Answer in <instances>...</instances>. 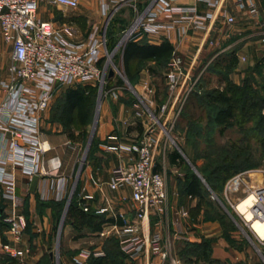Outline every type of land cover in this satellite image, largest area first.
Wrapping results in <instances>:
<instances>
[{
    "label": "crops",
    "instance_id": "crops-1",
    "mask_svg": "<svg viewBox=\"0 0 264 264\" xmlns=\"http://www.w3.org/2000/svg\"><path fill=\"white\" fill-rule=\"evenodd\" d=\"M152 1L119 0L115 5L120 8L128 4L133 19L131 22L134 23ZM108 3L114 5V2L107 0H80L78 7L74 9L41 4L38 14L58 28L69 27L71 30L67 38L77 42L85 39L92 27H98L100 34L106 35L103 28L108 15L104 7ZM174 3L181 6L194 5L200 13L215 11V17L209 22L207 29L189 31L181 39L168 40L174 46V54L185 57L187 69L207 64H222L226 68L230 66L231 70H239L242 74L253 66L263 69L260 61L264 56V0H257L261 12L259 20L250 18L246 9L238 6L235 0H221L220 6L235 18L230 25L219 13V8L208 7L201 0H176ZM49 7H56L63 12V16L55 14ZM142 39L143 37L136 41ZM160 42L162 41L150 43ZM12 63L11 45L3 39L0 30V114L5 111L1 104L4 91L2 87L12 77ZM135 63L136 61H132L130 66ZM168 63L163 71L165 79ZM143 64L132 75L137 73L134 85L142 94V97L137 95V101L126 96L120 87L104 88L90 142L92 131L88 129L91 121L85 135H81L80 127H73L71 131L65 129L57 119L58 108L50 114L48 109L58 87L53 91L51 105L37 113L34 141H19L24 153H18L22 155L23 162L17 164L14 160H7L4 169V174L14 180V195L17 200L14 202L0 197V264H60L70 261L82 251H88L89 257L103 255L105 243L111 239L118 240V237L113 234L101 236L100 231L114 224L121 225L123 218L137 221L140 233L145 238L158 231L161 246L167 254L166 257L155 255L149 249L148 254L138 260L128 258V264H172V259L177 264H183L190 258L198 261L196 264L199 261L206 264H252L256 260L253 255L247 254L248 248L242 245L239 247L233 235L223 234L219 223L203 220L204 210L200 199L185 193L187 174L181 173L171 160L168 162L173 166L170 169L172 174L167 172L164 161L161 166L154 165V169L163 173L166 178V206L161 211L148 210L142 220L136 219L138 206L131 198L130 188L125 185L111 189L108 186L115 168L131 165L135 161L136 155L131 149L151 118L148 113L139 112L138 103L154 112L151 109L156 102L151 94L156 77L153 68L161 64L152 60H145ZM91 82H78L67 88L78 84H92ZM168 98L169 96L167 100ZM28 130L32 132L31 129ZM87 132H90L88 144L84 155L79 157L78 146L85 140ZM9 137L8 134V139ZM7 156L5 150L0 153L2 159L6 160ZM32 161L37 164L38 169L29 173L27 165ZM73 201L83 212L93 216L92 223L103 221L99 230H93L85 222L78 227L74 226L73 219L67 217ZM14 211L25 219L18 241L13 239L4 220ZM56 229L62 231L61 250L58 248V237L54 241ZM6 244L13 249H21L23 254L14 255L4 247ZM89 257L84 264L88 263Z\"/></svg>",
    "mask_w": 264,
    "mask_h": 264
},
{
    "label": "built area",
    "instance_id": "built-area-1",
    "mask_svg": "<svg viewBox=\"0 0 264 264\" xmlns=\"http://www.w3.org/2000/svg\"><path fill=\"white\" fill-rule=\"evenodd\" d=\"M118 1L111 3L115 5ZM175 1L153 0L142 15L123 31L122 38L128 41L143 37L149 42L171 38L181 39L189 31L198 32L207 29L209 22L215 17V11L200 13L194 5L181 6L175 4ZM201 1L208 7L219 8V13L224 16L228 25L235 21L234 16L220 6L221 0ZM79 2L80 0H0V30L3 39L11 45L13 58L10 67L12 77L2 87L4 91L1 104L5 111L0 114V153L5 150L8 155L6 160L0 158V197L2 198L11 199L14 202L17 200L14 195L13 178L4 174L7 160H14L17 164L23 162L22 155L18 153L19 151L24 153L19 141H34L33 132L37 123V113L51 105L55 88L78 82L96 80L102 81L103 84L106 82L105 66L111 55L105 45L106 37L100 34L98 27H92L85 39L75 42L67 38L71 30L69 27L58 28L53 22L40 18L38 14L41 4L74 9L78 7ZM235 2L246 9L250 18L260 19L261 12L257 0H235ZM104 58L106 62L103 65ZM185 70L187 68L182 57L174 54L168 63L166 73V82L171 89L168 102L179 99L184 84L190 79L188 70ZM109 92L116 95L115 92ZM187 94L186 89L183 99ZM167 109L168 105L162 104L158 116H164ZM139 112H146L151 118L157 120V116L148 108L139 107ZM28 129L32 132L30 133ZM160 136L161 130L158 125L154 122L147 125L138 142L131 149L136 155L135 161L131 165L115 168L108 181L111 189H118L125 185L130 188L131 198L138 206L136 219L139 220L145 217L148 210L161 211L166 206L165 176L154 169L155 151ZM27 168L29 173L38 169L33 161L27 165ZM251 173L263 174L264 178V164L260 169L241 171L233 175L225 182V193L238 190L244 179L246 180V176H250ZM250 189L254 194L253 202L247 206V210L251 213L250 219L262 220L264 218V179L251 185ZM84 209L87 208L84 207ZM4 220L8 224L13 239L20 240L25 226L23 215L14 211ZM111 234L118 237L122 251L131 260H138L147 255L149 249L155 255L167 256L161 246L159 232L156 231L145 238L140 233L139 223L135 220L123 218L121 225H111L99 233L101 236ZM260 240H264V237H260ZM4 247L14 255L23 254L21 249H13L9 244ZM89 255L88 251H82L70 261L60 264H84ZM171 263L177 264L174 259Z\"/></svg>",
    "mask_w": 264,
    "mask_h": 264
},
{
    "label": "rangeland",
    "instance_id": "rangeland-1",
    "mask_svg": "<svg viewBox=\"0 0 264 264\" xmlns=\"http://www.w3.org/2000/svg\"><path fill=\"white\" fill-rule=\"evenodd\" d=\"M107 1L114 2L116 0ZM49 8L55 14L63 16V12L57 10L56 7ZM130 9L128 4L120 8L109 4L105 8L108 16L103 29L106 33L105 45L111 56L105 66L104 79L106 82L104 84L97 80L91 82L96 91L88 131H92V126L96 123L95 116L98 114L104 88L120 87L126 96L135 101L138 99L137 95L141 93L139 88L134 85L137 73L132 75L144 64H133L130 73L124 66L122 58V48L127 42L125 38H122V30L133 24ZM180 56L185 65L187 62L185 57L182 54ZM105 62L106 58L102 64L104 65ZM260 64L263 66L262 70L253 66L252 69L244 71V74L234 69L227 71L222 64H216V68L207 64L199 68L187 69L190 79L184 84L179 99L173 102L167 101L171 89L163 74L165 65L157 66L158 69L153 68L156 77L153 80L154 91L151 94L156 102L151 109L157 116V120L149 118L148 123L150 125L154 122L161 130L159 144L155 151V165L161 166L164 161L167 172L170 173V169L173 168L172 164L168 162L170 155L172 153L178 155L175 167L181 173H193L202 180L205 190V198L201 201L204 210L203 220L205 222L216 221L220 224L223 234L233 235L234 240L238 241L239 247L242 245V247L248 248L247 254L253 255L257 261L252 264H264V240H260V237L253 231L251 227L253 219L245 217L246 213H240L236 206L253 193L250 186L262 181L263 174L251 173L250 176H246V180L244 179L238 190L228 193L224 191V181L238 172L260 169L264 164V56L261 58ZM229 87L233 89L234 111L237 116L232 125L219 126L213 120L219 105L214 102L209 103L206 95L226 92ZM66 89V85H60L54 92L52 105L48 109L50 114H53L61 104ZM186 89L188 94L183 99ZM252 95L253 99L250 98ZM248 99L256 102V108L251 107ZM162 104H167L168 109L165 115L160 117L158 116L159 108ZM138 105L144 109L148 108L140 103ZM89 133L87 132L85 140L78 146L79 157L84 155ZM58 229L55 231L54 241L56 242L58 237V248L61 250L62 231ZM105 246L111 247L113 243L106 242ZM197 262L190 258L183 264H196ZM199 262V264H206Z\"/></svg>",
    "mask_w": 264,
    "mask_h": 264
},
{
    "label": "trees",
    "instance_id": "trees-1",
    "mask_svg": "<svg viewBox=\"0 0 264 264\" xmlns=\"http://www.w3.org/2000/svg\"><path fill=\"white\" fill-rule=\"evenodd\" d=\"M174 53V46L168 40L154 44L150 43L146 38H143L142 41L129 39L122 48L123 62L130 73L132 61H136V63L142 65L143 61L152 60L166 65ZM213 67L216 68L217 66L214 65ZM223 68L227 71L231 69L230 66L228 68L223 66ZM95 91V86L87 83L78 84L75 87H68L66 89L61 104L57 107V119L62 122L66 130L71 131L73 127H80L81 135H85L87 125L92 117ZM232 93L233 89L229 87L226 92L206 95L209 103L214 102L219 105L213 117L216 125L227 126L232 125L234 122L237 115L234 111V97ZM250 98L253 99L254 96L252 95ZM251 99H248L249 104L252 108H256V102ZM176 158H178L176 153L170 155L171 162L175 163ZM184 190L188 195L197 196L200 201H203L205 198L202 180L193 173L187 174ZM67 217L73 219L75 227L85 222L87 225L90 224L92 229L96 231L100 229V224L103 222L100 220L98 223L95 222L96 224L92 223L93 216L88 212H83L75 201L70 204ZM107 242H112L113 246L106 247V245L103 255H91L87 264H128L126 261L128 256L122 251L118 240L111 239Z\"/></svg>",
    "mask_w": 264,
    "mask_h": 264
},
{
    "label": "bare ground",
    "instance_id": "bare-ground-1",
    "mask_svg": "<svg viewBox=\"0 0 264 264\" xmlns=\"http://www.w3.org/2000/svg\"><path fill=\"white\" fill-rule=\"evenodd\" d=\"M253 199L254 194L251 193L245 199L241 200L236 206L237 210L240 213H246L245 217H248V219L251 218V213L247 210V206H249L253 202ZM251 227L259 237H264V218L262 220L254 219L252 221Z\"/></svg>",
    "mask_w": 264,
    "mask_h": 264
},
{
    "label": "water",
    "instance_id": "water-1",
    "mask_svg": "<svg viewBox=\"0 0 264 264\" xmlns=\"http://www.w3.org/2000/svg\"><path fill=\"white\" fill-rule=\"evenodd\" d=\"M97 117V115L95 116V118ZM92 134H93V131H92V133H91V136H90V139H89V142L91 141V139H92Z\"/></svg>",
    "mask_w": 264,
    "mask_h": 264
}]
</instances>
